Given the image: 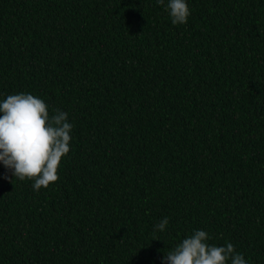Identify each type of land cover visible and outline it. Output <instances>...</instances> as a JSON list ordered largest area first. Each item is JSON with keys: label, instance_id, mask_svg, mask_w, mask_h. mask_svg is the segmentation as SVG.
Segmentation results:
<instances>
[{"label": "trees", "instance_id": "trees-1", "mask_svg": "<svg viewBox=\"0 0 264 264\" xmlns=\"http://www.w3.org/2000/svg\"><path fill=\"white\" fill-rule=\"evenodd\" d=\"M187 3L0 0V101L73 125L47 188L0 163V264H162L197 229L264 264V0Z\"/></svg>", "mask_w": 264, "mask_h": 264}, {"label": "clouds", "instance_id": "clouds-1", "mask_svg": "<svg viewBox=\"0 0 264 264\" xmlns=\"http://www.w3.org/2000/svg\"><path fill=\"white\" fill-rule=\"evenodd\" d=\"M156 2L169 12L172 24L187 23V0ZM72 129L67 112L54 109L50 114L49 105L38 96L7 95L0 101V163L12 171L14 178L33 181L34 191L47 188L59 179V167L70 152ZM168 223L164 217L155 230L165 231ZM210 240L207 231L194 230L164 252L162 264H247L232 243L217 246Z\"/></svg>", "mask_w": 264, "mask_h": 264}]
</instances>
